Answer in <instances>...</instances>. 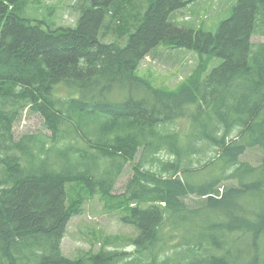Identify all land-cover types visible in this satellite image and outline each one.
Wrapping results in <instances>:
<instances>
[{
	"label": "trees",
	"instance_id": "trees-1",
	"mask_svg": "<svg viewBox=\"0 0 264 264\" xmlns=\"http://www.w3.org/2000/svg\"><path fill=\"white\" fill-rule=\"evenodd\" d=\"M29 1L0 0V264H264V158L257 166L240 159L248 148L264 153V43L252 42L264 36V0H238L215 33L172 19L189 0H82L75 27L47 30L23 17ZM109 31L126 44L103 41ZM158 46L194 51L205 62L202 75L178 90L153 87L136 71ZM212 58L221 61L207 72ZM25 110L44 119L46 132L15 138ZM211 147L218 153L207 158ZM214 160L221 177L179 176ZM127 163L133 173L120 220L137 230V256H64L67 222L81 212L66 186L107 198ZM222 179L236 186L215 199ZM185 193L206 196L195 211L249 204L250 220L235 224L229 215L226 224L202 227L213 237L251 233L250 253L234 260L201 236L174 244L175 216L193 211Z\"/></svg>",
	"mask_w": 264,
	"mask_h": 264
},
{
	"label": "rangeland",
	"instance_id": "rangeland-1",
	"mask_svg": "<svg viewBox=\"0 0 264 264\" xmlns=\"http://www.w3.org/2000/svg\"><path fill=\"white\" fill-rule=\"evenodd\" d=\"M85 2V0H83ZM82 0H30L27 4L23 17L25 19L42 21V27H75L78 13V5ZM82 2L81 6L85 3ZM238 0H189V3L182 9L175 11L172 14V19L182 27H190L201 29L204 31L215 33L223 20L228 18L233 12V8ZM117 34V32H116ZM118 38H121L118 36ZM113 31H109L105 42H116L124 46L127 39L118 40ZM254 44L264 43V36L255 34L252 37ZM220 59L212 58L208 64L207 72L216 67L220 63ZM201 66H205L204 60L199 58L197 53L187 49H166L164 46H158L156 49L141 60L136 74L150 83L153 87L165 90H178L185 84H188L192 79H198L202 74L198 71ZM44 119L37 113L23 111L13 126L15 138L18 139L24 134H40L46 132ZM184 125L180 123L178 127L181 129ZM207 158H213L218 151L214 148H208ZM141 152L135 157V162L140 158ZM197 157V156H196ZM163 160H172L173 157L165 153L160 154ZM264 158L263 151L258 147H252L244 150L240 154L242 161L259 165ZM202 160L201 163H204ZM197 166L196 164L194 165ZM195 174H191L194 173ZM133 173L132 165L127 163L122 174L118 177L114 191L107 198L100 196H89L80 184L67 185L69 188V198L73 203L80 205L81 212L73 215L67 222L65 233L61 239L60 249L64 256L70 259L87 258L97 254L103 250H117L121 253H126L129 260L137 256L132 240L137 235V230L131 226L124 224L120 220V216L124 214L126 204L121 196L125 189V184L131 178ZM221 161L214 160L209 162L206 167L194 169L190 168L186 174H179L184 180L190 182L210 181L212 178L222 175ZM227 180V179H226ZM193 183V182H192ZM236 186L235 182L229 179L218 181L217 189L219 196L215 199L223 198L228 192V188ZM213 197V194H210ZM81 198V201L80 199ZM182 201L186 204L187 210H193L187 213V218L183 220V214L175 216L174 227L177 236L174 244L180 239L183 241L193 240L201 236L208 241L211 240V246L214 248L224 247L225 254L228 257L237 260L241 259V254H248L251 250V233L241 234L237 236H227L226 233L214 232L208 233L202 227L203 223L214 224L228 222V215L220 209L203 208L195 211L207 203L205 195L197 193H185L182 195ZM228 202V201H227ZM226 202V203H227ZM163 206V204H162ZM226 208V206H225ZM235 224L245 220H250L253 217H245L239 213L235 217ZM172 228L165 227L161 232L168 233ZM238 232V231H235ZM213 237V238H212ZM212 238V239H211ZM229 239V240H228ZM192 244V243H191ZM206 244V243H204ZM259 249L264 250V236L259 242ZM172 253V251H170Z\"/></svg>",
	"mask_w": 264,
	"mask_h": 264
},
{
	"label": "flooded vegetation",
	"instance_id": "flooded-vegetation-1",
	"mask_svg": "<svg viewBox=\"0 0 264 264\" xmlns=\"http://www.w3.org/2000/svg\"><path fill=\"white\" fill-rule=\"evenodd\" d=\"M251 175H252V173H248L246 177H248V179H249L251 177ZM244 206L249 207V204H246ZM244 206L240 205L239 202L237 201L235 203L234 208L232 210H230V211H227L226 210V215H228V216L231 215V216L237 217V215L239 213H242L243 214ZM226 208H228V205L226 206Z\"/></svg>",
	"mask_w": 264,
	"mask_h": 264
}]
</instances>
